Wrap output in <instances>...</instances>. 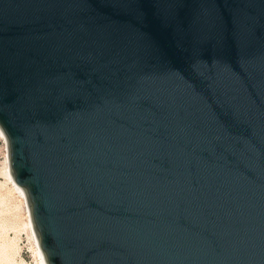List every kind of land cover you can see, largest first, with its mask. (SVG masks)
I'll list each match as a JSON object with an SVG mask.
<instances>
[{
	"label": "water",
	"instance_id": "95a60500",
	"mask_svg": "<svg viewBox=\"0 0 264 264\" xmlns=\"http://www.w3.org/2000/svg\"><path fill=\"white\" fill-rule=\"evenodd\" d=\"M0 131L45 264H264V0H0Z\"/></svg>",
	"mask_w": 264,
	"mask_h": 264
},
{
	"label": "rangeland",
	"instance_id": "374dc122",
	"mask_svg": "<svg viewBox=\"0 0 264 264\" xmlns=\"http://www.w3.org/2000/svg\"><path fill=\"white\" fill-rule=\"evenodd\" d=\"M5 149L0 136V264H40L28 229L25 201L4 174Z\"/></svg>",
	"mask_w": 264,
	"mask_h": 264
},
{
	"label": "bare ground",
	"instance_id": "6f19581e",
	"mask_svg": "<svg viewBox=\"0 0 264 264\" xmlns=\"http://www.w3.org/2000/svg\"><path fill=\"white\" fill-rule=\"evenodd\" d=\"M0 136L3 138V141L4 140V136L2 134V132L0 131ZM4 168H5V175L7 176L6 178H8L9 182L12 184L13 188L16 190V192L19 194L20 198L23 199L25 201V196H24V193H23V190L22 188H20L19 186H17L13 180H12V177L9 173V168H8V161H7V155L5 154V157H4ZM4 171V170H3ZM28 212V210H27ZM28 229L30 231V234H31V237H32V240H33V244H34V252H35V255L37 256V259H38V262L40 264H45L44 263V260H43V257H42V254L38 248V245H37V242H36V239H35V236H34V233L32 231V227H31V224H30V221H29V216H28Z\"/></svg>",
	"mask_w": 264,
	"mask_h": 264
}]
</instances>
